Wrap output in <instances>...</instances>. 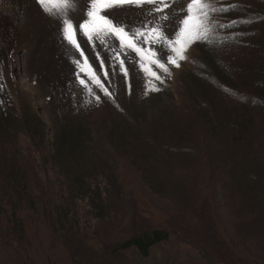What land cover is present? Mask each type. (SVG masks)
<instances>
[{
    "label": "rangeland",
    "instance_id": "374dc122",
    "mask_svg": "<svg viewBox=\"0 0 264 264\" xmlns=\"http://www.w3.org/2000/svg\"><path fill=\"white\" fill-rule=\"evenodd\" d=\"M233 1L247 3L252 9L259 7L260 12L264 11V0H204L205 4L216 11H209L207 18L200 14V27L185 45L183 58L173 51L176 47L174 44L153 43L135 36L139 47L146 52L151 49L156 53L151 58L141 57L132 49L121 47L113 36L105 34L95 35L89 41L88 47L92 48L90 53L79 38L80 29L75 26L76 21L84 22L81 16L86 17L91 0H74V19L71 15L68 18L72 19L82 57L75 55L77 50L74 46L69 47L62 39V29L56 27L57 31L54 32L58 36L50 45L53 51L50 57L53 60L44 58L42 63L34 64L36 71L33 69L31 73H27L24 64L26 53L32 45L31 39L13 46V53L9 55L14 65L13 74L11 72L8 75L0 61V169L5 165L12 167L13 164L28 173L33 167L39 166L44 177L49 176L47 178L52 185L62 188L60 194H63L67 190L68 173L74 168L76 175H85L86 182L93 187L98 178L86 170L93 163V158L90 157L93 155V136L100 135L106 141L110 134L120 143L116 148L108 150L109 153L118 152L121 159L116 155L115 160L118 162L119 158L120 168L123 169L125 164L128 166V159L135 155L137 164H142L141 168L145 170L139 172L132 165L127 170L137 179L138 188L142 191L140 193L145 197L137 194V199L142 197L141 212L144 213L142 217H145V222L128 210L127 199H124L122 209L111 212L105 220H97L93 217L90 206L91 196H78L73 206L82 221L78 235L53 241V233L35 223L31 228V238H34L30 239L27 247L21 246L20 259L14 252L16 256L10 260L11 264H75L77 260L84 263L91 259H96L93 261L96 264H232L229 262L228 251L242 253L248 250L253 243L247 232L250 230L252 235H259V224H253L254 228L251 229L242 228L243 216L248 218L243 214V209L248 210V195H242L233 187L234 183L226 178V162L233 156L234 148L227 146L225 130L217 127L216 133H213L204 123L205 120L194 113L205 108L201 93L202 96L207 93V99L214 94L209 96L208 91L212 88L208 87L215 85L204 80L209 68L206 65L205 69V59L203 60L200 52V44L208 36L205 28L218 30L220 26L214 25L220 18L217 11L228 8ZM181 7L186 8L184 0L164 8L163 14L172 19ZM106 12L112 13L108 19L114 24L120 21L121 26L127 27L129 23L138 22L141 10L104 9L101 15ZM209 13L212 14L210 17ZM48 19L46 15L48 26L51 24L49 27L53 31L55 18ZM165 35L169 40L174 39L167 33ZM18 50L21 54H17ZM93 53L98 54L95 60ZM70 59L78 62L76 71H72ZM120 59L124 61L123 67L127 68L126 78L121 70ZM172 59L177 63H172ZM160 65L164 67L161 68ZM87 66L91 67V71H88ZM244 79L247 86L252 85L251 78ZM129 83L131 90L128 88ZM252 99L253 96L249 94L246 102L250 103ZM263 105L260 103L264 109ZM31 112L46 124L45 137L36 134L33 125L28 126L34 120L33 115L29 114ZM14 121L20 132L16 133ZM62 128L73 134L83 135V142L86 139L91 146L89 150L79 151L80 156L83 154L81 163L75 156L66 154L63 161L66 165L63 168L54 161L47 163L52 143L55 142L56 130ZM129 130L147 137L146 142L141 143V151L125 144L124 136ZM149 133L155 135L160 148L153 144L148 137ZM189 136L199 139L197 150L200 156L196 159V164H201V167L188 164L190 158H195L192 146L185 143ZM151 146L154 154L148 149ZM175 150L182 152L185 157L177 156L180 154ZM168 153L176 155L167 159ZM144 154L155 157L154 163L145 162ZM101 180L100 177L99 181L102 182ZM45 182L49 185L48 181ZM65 196L67 194H64L63 199ZM135 198L131 197L134 201ZM166 217L177 224L178 231L184 236L201 237L214 260L203 256L195 246L175 239L156 245L148 257H142L134 250L115 252L114 241L144 231L149 226L148 222L160 224Z\"/></svg>",
    "mask_w": 264,
    "mask_h": 264
},
{
    "label": "trees",
    "instance_id": "16d2710c",
    "mask_svg": "<svg viewBox=\"0 0 264 264\" xmlns=\"http://www.w3.org/2000/svg\"><path fill=\"white\" fill-rule=\"evenodd\" d=\"M222 9L217 11L220 18L214 24L220 28L206 30L208 36L204 37L205 41L200 44V52L203 60L205 59L202 61L205 63V69L207 66L209 68L204 80L215 85L208 87L212 88L208 91L209 96L214 94L207 99V93L204 96L201 93V101L205 103V108L199 109V113H194L205 120L204 123L213 133H216L217 127L227 132V146L234 148L232 151L234 154L226 162L228 166L226 178L234 183L233 187L237 188L242 195H248V210L243 209V214L248 218L243 216L242 228L251 229L254 228L253 224H259L257 228L259 235H252L250 230L247 232L253 244L248 247V250L245 248L246 251L242 253L236 250L228 251L229 262L264 264V146L262 145L264 143V109L260 106V103L264 104V11L260 12L259 7L252 9L247 3L238 1H233L231 6L224 8L223 11ZM211 15L209 13V17ZM232 57L234 59H230ZM244 77L251 78L252 85L249 84L251 86L244 83ZM249 94L253 96V99L252 102L247 103ZM201 110L205 111L201 112ZM29 114L33 115L34 120L32 123L29 122L28 126L33 125L35 133L45 137L46 124L34 112ZM134 118L137 119V117ZM14 129L16 133L20 132L15 121ZM141 129L144 130L142 127ZM108 135L106 141L100 135L93 136V155L90 156L93 158V163L91 166L88 165L89 169H86L98 178L93 187L86 182L85 175H76V169L73 168L71 173H68L67 190L60 194L62 188L53 186L51 180L47 178L49 176L44 177L41 167H33L34 169L26 173L13 164L12 167L1 164L3 167L0 169V264H11L10 260L16 256L14 252L19 259L22 257L19 249L21 246L27 247L30 239L34 238V236L31 238V228L35 223L49 229L53 233V241L58 238L64 240L69 235L77 236L81 230L82 221L73 206L78 196L82 198L88 194L91 196L90 206L93 209V217L97 220H105L111 212L115 213L118 209H122L124 199H127L128 210L136 217L142 218L144 222L146 221L145 217H142L144 213L141 212L143 209L141 199L145 197L140 193L142 191L138 188L137 179L127 171L130 165L137 168L139 172L145 170L141 168L142 164H137L135 155L128 159L130 164L126 166L127 164L124 163L121 169L118 164L119 158L121 159L118 152L116 154L114 151L108 152L111 148L119 146V140L116 138L114 140L113 136ZM186 135H189L188 132ZM55 136L52 152L47 160L48 164L54 161L57 166L63 168L66 165V162H63L66 154L70 157L75 156L81 163L83 154L80 156L79 151L91 148L86 139L83 142V135L73 134L66 128L56 130ZM148 137L154 145H158L155 135L149 133ZM146 139L147 137L141 136L136 131L129 130L124 136L126 141L124 143L130 148L134 147L135 150L141 151L143 148L141 143L146 142ZM198 141L199 139L195 137H187L185 143H190L195 158H190L191 160L189 157L186 158L189 159L188 164L201 167V164H196L198 163L196 159L200 156L197 150ZM157 147L160 148L159 145ZM152 148L151 146L148 149L154 154L155 151ZM174 152L180 154L177 156H184L182 152L176 150ZM176 153L172 156L174 157ZM116 155L119 157L118 162L115 160ZM144 155V161L147 163L153 164L156 160L155 157ZM172 156L168 153L167 159L173 158ZM186 158L184 159L187 160ZM157 161L160 162V160ZM72 172H74L73 175ZM100 177L102 182L99 181ZM194 178L197 179V176ZM139 193L142 197L137 199ZM64 194L67 196L63 199ZM131 197L135 198V201ZM148 224L144 231L114 241L115 252L134 250L142 257H148L153 247L175 239L195 246L201 250L203 256L214 260V256L208 251L206 242L201 237L184 236L180 230L178 231L177 224L171 222L169 218L166 217L165 221L157 225L149 222ZM93 261L96 259L84 261V263L77 260L75 264H93L95 263Z\"/></svg>",
    "mask_w": 264,
    "mask_h": 264
},
{
    "label": "snow or ice",
    "instance_id": "6c2138e0",
    "mask_svg": "<svg viewBox=\"0 0 264 264\" xmlns=\"http://www.w3.org/2000/svg\"><path fill=\"white\" fill-rule=\"evenodd\" d=\"M34 2L38 11L42 10L43 14H46L50 20L55 18L57 28L62 29V39L67 42L69 47L74 46L77 50L75 52L77 57H82L83 53L79 51L80 43L77 42L72 19L68 18L71 15L74 19V0H34ZM179 3L180 0H91V7L87 10L86 17L81 16L84 22L76 21L75 27L80 29L79 38L90 53H92V48L88 47L89 41L93 40L95 35L105 34L113 36L121 47L132 49L141 57L151 58L156 53L152 52L151 49L146 52L144 48L139 47L134 38L135 36L143 37L145 41L153 43L166 42L174 44L176 47L173 51L183 58L182 53L185 45L193 37L195 30L200 27V14L207 18L208 12H215L216 9L210 8L204 3V0H184L186 8L181 7L179 13H174L172 19L163 14L164 8ZM104 9H140L141 12L137 23H129L127 27H124L121 26L120 21L114 24L111 19H108L112 15L111 12L101 15ZM133 28H135V32H133ZM165 33L174 39L169 40ZM197 38L199 39L200 37ZM97 55L93 53L94 60ZM117 58H119L118 53ZM171 62L177 63L175 59H172ZM100 63L102 64L103 62L101 61ZM123 63V59H120L121 70L126 78L127 68L123 67ZM77 64L76 60L70 59V65L73 66L72 71H76L75 66ZM87 67L88 71H91V67ZM160 67L163 68L164 65H160ZM105 75H107L106 72ZM80 83H83V81H80ZM128 88L131 90L130 83Z\"/></svg>",
    "mask_w": 264,
    "mask_h": 264
},
{
    "label": "bare ground",
    "instance_id": "6f19581e",
    "mask_svg": "<svg viewBox=\"0 0 264 264\" xmlns=\"http://www.w3.org/2000/svg\"><path fill=\"white\" fill-rule=\"evenodd\" d=\"M53 21L55 28L52 31V27L51 30L49 27L51 24L48 26L46 21V14L37 10L34 0H0V61L8 75L11 72L13 74L14 65L9 57L13 53V46L21 45L25 39L32 41L30 51L25 56L27 73H31L34 66L42 63L44 58L53 60L50 57L53 52L50 45L58 36L54 32L57 31L55 19ZM17 54H21V51L18 50Z\"/></svg>",
    "mask_w": 264,
    "mask_h": 264
}]
</instances>
